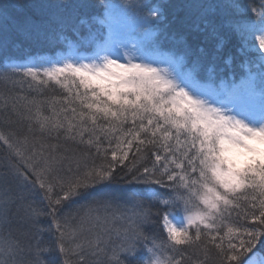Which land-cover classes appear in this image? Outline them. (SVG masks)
I'll use <instances>...</instances> for the list:
<instances>
[{
	"label": "snow or ice",
	"instance_id": "snow-or-ice-1",
	"mask_svg": "<svg viewBox=\"0 0 264 264\" xmlns=\"http://www.w3.org/2000/svg\"><path fill=\"white\" fill-rule=\"evenodd\" d=\"M16 7L0 3L5 47L11 25L63 50L9 58L0 72L11 85L0 91V264H255L264 248V0H198L186 6V29L171 34L168 5L152 0H97L91 14L44 4L23 22ZM231 36L235 53H226ZM221 57L241 59L239 79H218ZM118 174L145 192L131 190L123 204L105 194ZM155 225L162 237L147 231ZM53 253L58 260L45 258Z\"/></svg>",
	"mask_w": 264,
	"mask_h": 264
},
{
	"label": "trees",
	"instance_id": "trees-1",
	"mask_svg": "<svg viewBox=\"0 0 264 264\" xmlns=\"http://www.w3.org/2000/svg\"><path fill=\"white\" fill-rule=\"evenodd\" d=\"M110 2L115 4H124L125 0H110ZM152 2L167 4L166 11V21L168 28L167 31L169 34L181 32L186 29V25L182 22L187 20V18L193 14V10L186 7L187 5L194 4L198 2V0H152ZM244 3H259V0H243ZM0 3H12L18 5L16 8L10 9V14L19 22H23L27 18L39 19L41 16V8L38 7L44 4L50 3H62L67 5L72 4H83L87 5L86 8H83L82 11H85L89 14L98 12L100 9L97 7V0H0ZM126 23L130 24L131 20H126ZM2 35V34H0ZM9 36L10 42L5 47L3 45L2 39H0V72L3 71L4 64L9 60V58L13 60L22 61L28 55H36V54H49L55 51L63 50L61 45H57L56 48H51L47 42L40 39H27L23 35L17 33L12 26H9ZM254 43V41H252ZM211 46L209 42V47ZM237 46V40L235 36H231L227 42L225 52L235 53V47ZM162 47L165 50H170L174 46L171 42L164 40L162 43ZM203 47V45H201ZM84 51L85 49H81ZM248 56L255 59L258 57L257 52H250ZM241 59L239 57H235L232 65L228 66L224 64V59L221 57L219 60L215 61L216 70L218 73V79L220 76H234L239 79L240 75L243 72V69L240 67ZM223 69L221 72L220 70ZM8 88H11V85H5L0 82V91H4ZM56 94L63 95V92L57 88L55 90ZM25 95H37L34 91H25ZM40 95H53L52 91H45ZM0 129L8 130L7 125L3 123L2 118H0ZM131 155V154H130ZM6 162V154L5 151L0 148V173H3L4 168L3 165ZM3 180L0 178V187L3 186ZM131 190H135L143 194L145 192V186L141 184L129 185L123 182L121 179V174L117 175V180L113 182L110 186L103 189V192L107 195H111L120 203H125L128 200V193ZM161 193L166 195L165 190L161 189ZM80 203H85L84 200H81ZM79 205H76L78 207ZM127 210V209H124ZM176 215H181L180 213H176ZM41 225L47 226L49 221L46 218L41 217ZM147 231L155 233L157 236L162 237L164 235L162 228L159 225L152 226L147 229ZM43 240L46 244L54 245V241L50 237L48 233H45L43 236ZM254 253H257L260 257L264 258V248L257 246L254 250ZM51 255H56L57 260L59 259L58 255L53 253L45 258H51ZM252 255V254H250ZM89 259H92L91 257ZM209 264H211V258L209 260Z\"/></svg>",
	"mask_w": 264,
	"mask_h": 264
},
{
	"label": "rangeland",
	"instance_id": "rangeland-1",
	"mask_svg": "<svg viewBox=\"0 0 264 264\" xmlns=\"http://www.w3.org/2000/svg\"><path fill=\"white\" fill-rule=\"evenodd\" d=\"M255 43V41H254ZM180 215H177V217H179ZM177 223L179 224V221H177ZM252 259L254 260L255 264H264V259L263 258H259L257 256H253L252 255Z\"/></svg>",
	"mask_w": 264,
	"mask_h": 264
}]
</instances>
